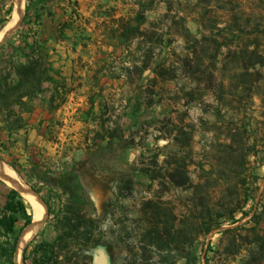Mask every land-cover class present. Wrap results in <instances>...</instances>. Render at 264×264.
Listing matches in <instances>:
<instances>
[{
	"label": "rangeland",
	"instance_id": "obj_1",
	"mask_svg": "<svg viewBox=\"0 0 264 264\" xmlns=\"http://www.w3.org/2000/svg\"><path fill=\"white\" fill-rule=\"evenodd\" d=\"M13 5L0 0V32ZM38 14L69 93L0 153L45 203L17 264L27 245L32 264L34 245L55 241L72 202L102 242L74 264H243L246 250L230 247L240 232L222 231L246 222L244 209L264 235V0H25L0 43H18ZM98 116L114 135L94 139ZM185 168L191 185L178 186L170 172Z\"/></svg>",
	"mask_w": 264,
	"mask_h": 264
},
{
	"label": "trees",
	"instance_id": "obj_2",
	"mask_svg": "<svg viewBox=\"0 0 264 264\" xmlns=\"http://www.w3.org/2000/svg\"><path fill=\"white\" fill-rule=\"evenodd\" d=\"M11 11L10 9L9 13ZM29 26L18 43L9 38L0 44V153L5 155L11 154V150L18 146L23 132L28 133L30 123L25 114L32 113L37 108L36 100L42 93L52 92L47 99L41 97V106L50 113L67 102L69 93L67 78L48 60L47 47L41 38V15L38 14L36 21H31ZM46 83L49 86L45 87ZM96 123L95 140H104L108 135H114L102 117H96ZM175 130L168 135L174 142L177 138ZM9 164L21 173L16 162ZM142 171L151 180L156 179L148 167H142ZM170 176L178 186L191 185L186 168L183 172L171 171ZM179 177L182 179H178ZM241 212L244 217H251L222 232L224 235L240 232L239 238L235 237L230 247L237 246L236 255L246 250L243 264H264V235L258 232L261 219L257 214L251 215L250 211L242 209ZM31 221V204L19 190L0 178V264H17L19 241ZM230 221L234 225L241 219L233 215ZM223 224L209 223L205 235L214 229H221ZM53 226L57 232L55 241L36 243L30 255L32 264H74L82 249H98L102 244L96 233V229L100 228L96 218L82 213L75 202L69 203L55 216ZM251 233H254L253 237ZM28 250L29 245L25 247V264Z\"/></svg>",
	"mask_w": 264,
	"mask_h": 264
},
{
	"label": "bare ground",
	"instance_id": "obj_3",
	"mask_svg": "<svg viewBox=\"0 0 264 264\" xmlns=\"http://www.w3.org/2000/svg\"><path fill=\"white\" fill-rule=\"evenodd\" d=\"M18 12L15 19L9 21L8 25L0 32V41L7 37L13 29L22 20L25 13V0H19L18 2ZM15 30V29H14ZM0 177L8 182L12 187L19 190L31 204H34L40 211L41 217L43 218L45 213V203L39 197V195L33 191V189L26 183H22L15 170L4 162L0 161ZM27 236L25 234L22 236L17 250V260L20 263L22 260V252L25 246ZM24 263V262H23Z\"/></svg>",
	"mask_w": 264,
	"mask_h": 264
},
{
	"label": "water",
	"instance_id": "obj_4",
	"mask_svg": "<svg viewBox=\"0 0 264 264\" xmlns=\"http://www.w3.org/2000/svg\"><path fill=\"white\" fill-rule=\"evenodd\" d=\"M18 2H19V0H14V5H13V9H12V12H11V20L12 19H15V17H16V15H17V12H18ZM21 24V23H20ZM20 26V25H19ZM18 26V27H19ZM18 27L14 30V31H16L17 29H18ZM12 35V34H11ZM10 35V36H11ZM9 36V37H10ZM8 37V38H9ZM8 38H6V39H8ZM5 39V40H6ZM4 40V41H5ZM3 41V42H4ZM3 42H1V43H3ZM0 43V44H1ZM10 166V165H9ZM10 167H12V166H10ZM13 168V167H12ZM17 173V172H16ZM18 175V174H17ZM20 178V177H19ZM21 180V179H20ZM22 181V180H21ZM22 183H24L23 181H22ZM22 194V193H21ZM23 195V194H22ZM24 196V195H23ZM25 197V196H24ZM31 207H32V221H31V223L25 228V230H24V234H25V236H28V235H30L32 232H34L35 230H37L41 225H42V223L46 220V219H42V217H41V213H40V211H39V209L34 205V204H32L31 203ZM21 239V238H20ZM20 242V241H19ZM18 250V249H17ZM16 260H17V252H16Z\"/></svg>",
	"mask_w": 264,
	"mask_h": 264
},
{
	"label": "crops",
	"instance_id": "obj_5",
	"mask_svg": "<svg viewBox=\"0 0 264 264\" xmlns=\"http://www.w3.org/2000/svg\"><path fill=\"white\" fill-rule=\"evenodd\" d=\"M46 86H49V84H46ZM51 93L52 92L50 91V95H51ZM47 114L52 115V113H50V111H48L46 108H44L43 106L38 104L37 108L32 113H26L25 117L29 121V123H31L30 118L32 116L35 117L36 115H38V116H42L43 115V117L45 118Z\"/></svg>",
	"mask_w": 264,
	"mask_h": 264
}]
</instances>
